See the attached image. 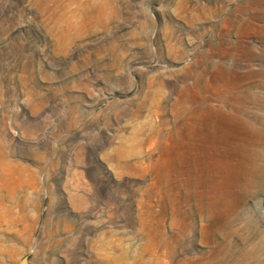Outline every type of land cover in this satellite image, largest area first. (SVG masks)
Masks as SVG:
<instances>
[{
  "label": "rangeland",
  "instance_id": "1",
  "mask_svg": "<svg viewBox=\"0 0 264 264\" xmlns=\"http://www.w3.org/2000/svg\"><path fill=\"white\" fill-rule=\"evenodd\" d=\"M264 264V0H0V262Z\"/></svg>",
  "mask_w": 264,
  "mask_h": 264
},
{
  "label": "water",
  "instance_id": "2",
  "mask_svg": "<svg viewBox=\"0 0 264 264\" xmlns=\"http://www.w3.org/2000/svg\"><path fill=\"white\" fill-rule=\"evenodd\" d=\"M0 264H30V258L24 257L19 262H0Z\"/></svg>",
  "mask_w": 264,
  "mask_h": 264
}]
</instances>
